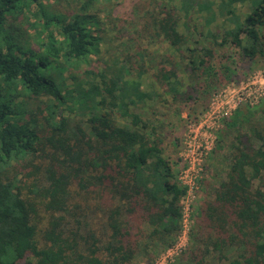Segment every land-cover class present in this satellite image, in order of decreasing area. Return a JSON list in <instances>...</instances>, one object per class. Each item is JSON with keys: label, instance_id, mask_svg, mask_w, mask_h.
Segmentation results:
<instances>
[{"label": "trees", "instance_id": "obj_1", "mask_svg": "<svg viewBox=\"0 0 264 264\" xmlns=\"http://www.w3.org/2000/svg\"><path fill=\"white\" fill-rule=\"evenodd\" d=\"M95 1L0 0V264H132L171 247L187 187L156 107L203 105L233 75L226 46L264 57V0H149L142 30L161 52L119 41L91 62ZM31 4L54 29L37 48L17 22ZM211 152L225 168L169 264H264V98L220 119Z\"/></svg>", "mask_w": 264, "mask_h": 264}, {"label": "rangeland", "instance_id": "obj_2", "mask_svg": "<svg viewBox=\"0 0 264 264\" xmlns=\"http://www.w3.org/2000/svg\"><path fill=\"white\" fill-rule=\"evenodd\" d=\"M77 1L41 0L42 3L50 5L52 9L62 12H78ZM148 1L101 0L93 3L89 12H95L98 16L102 32H95L97 39H92L95 51L90 52L89 61L94 62L95 56L107 61L113 59L116 54H119L115 50V45L119 41L126 42L131 48L135 46L143 49L150 48L155 53L161 52L157 40L149 44L150 39H148L146 31L142 30L143 24L147 20L145 9H149ZM241 9L246 12L245 8ZM37 10L36 4H31L26 8L20 20L17 19V22L21 21L18 25H21L22 33L35 48L38 45L34 40L45 39L50 31H54L52 26L45 25L42 15L37 14ZM194 21L192 20V22ZM91 33L94 34V31L91 30ZM224 50L230 56L223 62L229 64L233 75L227 81L222 79L219 85L210 90L206 94V101L203 105L202 103H191L177 112L176 109L179 105L175 104L169 107L168 113L167 109L165 110L160 105L156 107L160 113L164 114L157 119L162 123L167 133L166 151L172 158L174 168L178 171V177L190 184L192 181V186L188 184V194L180 199L181 205L185 207L182 220L183 228L171 247L162 248V245L158 243L152 249V246H155L152 245L148 248V252L154 255L153 258L142 256L138 261L133 260L132 264H169L173 259L178 248L188 240L192 206L202 197L209 196L212 186L218 182L225 168L226 158L211 152L214 145L213 133L218 125L220 113L232 108L239 96L242 101L240 100L236 107L249 105L247 102L252 99L255 100L253 102L256 105H259L264 98V57L260 61L252 63L240 59L231 47L226 46ZM123 52H126L125 47ZM218 52L220 54L222 51L218 50ZM67 82L70 83V80ZM191 106H193V110L189 109ZM199 179L202 181L199 182Z\"/></svg>", "mask_w": 264, "mask_h": 264}, {"label": "built area", "instance_id": "obj_3", "mask_svg": "<svg viewBox=\"0 0 264 264\" xmlns=\"http://www.w3.org/2000/svg\"><path fill=\"white\" fill-rule=\"evenodd\" d=\"M262 93V92H261ZM260 95H262V94H260ZM242 98H241V96H239V98L237 99V102H236V104H234L233 106H232V108H229L227 111H225V112H223V113H220L221 114V116L219 117L220 119L221 118H223V117H227V116H229L231 113H232V111L236 108V106H237V104H238V102H240V100H241ZM242 101V100H241ZM243 101H244V99H243ZM246 101V100H245ZM253 101H255L254 99H252V101H250V102H247L249 105L252 103L253 105L255 104ZM217 103V102H216ZM219 111V110H218ZM220 119H219V121H220ZM219 126V122H218V125H217V127ZM216 127V128H217ZM215 128V129H216ZM213 136H214V133H213ZM214 141V140H213ZM179 178V177H178ZM179 180H181V182L183 183V184H185L186 185V187H187V190H186V193H185V195L184 196H186L187 194H188V192H189V188H188V184L190 185V186H192V181H191V184L188 182V181H183L182 179H180L179 178ZM194 185H195V182H194ZM183 196V197H184ZM183 197H181V199L183 198ZM180 204H181V200H180ZM190 206V205H189ZM188 206V207H189ZM187 207V206H186ZM181 210H182V220H183V215H184V211H185V207L183 206V205H181ZM183 228V227H182ZM189 229V228H188ZM186 243V242H185ZM185 243L184 244H182L179 248H178V250L176 251V253H178V251L181 249V247L182 246H184L185 245ZM176 253H175V255H176ZM174 256V255H173Z\"/></svg>", "mask_w": 264, "mask_h": 264}]
</instances>
